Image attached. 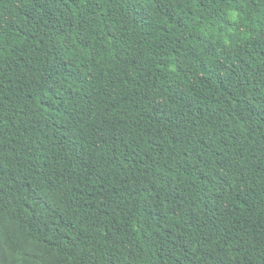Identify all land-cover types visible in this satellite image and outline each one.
<instances>
[{"label": "trees", "instance_id": "trees-1", "mask_svg": "<svg viewBox=\"0 0 264 264\" xmlns=\"http://www.w3.org/2000/svg\"><path fill=\"white\" fill-rule=\"evenodd\" d=\"M0 264H264V0H0Z\"/></svg>", "mask_w": 264, "mask_h": 264}]
</instances>
